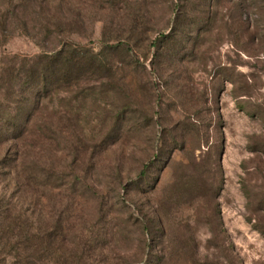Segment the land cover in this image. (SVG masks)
<instances>
[{"label": "rangeland", "instance_id": "obj_1", "mask_svg": "<svg viewBox=\"0 0 264 264\" xmlns=\"http://www.w3.org/2000/svg\"><path fill=\"white\" fill-rule=\"evenodd\" d=\"M69 6L82 22L68 37L103 50L114 78L131 80L129 131L101 143L127 100L105 91L111 77L81 108L76 87L61 89L25 139L28 162L57 178L54 195L41 184L20 194L3 163L6 142L0 199L41 226L50 211L67 220L64 249L85 253L80 264H264V0ZM21 16L8 41L0 34V68L61 44L56 33H37L32 9ZM163 33L175 37L166 47L157 42ZM54 111L52 138L42 118Z\"/></svg>", "mask_w": 264, "mask_h": 264}, {"label": "trees", "instance_id": "obj_2", "mask_svg": "<svg viewBox=\"0 0 264 264\" xmlns=\"http://www.w3.org/2000/svg\"><path fill=\"white\" fill-rule=\"evenodd\" d=\"M71 1L0 0V34L3 42L8 41L11 25L20 18L21 12L25 13L29 9L38 17L37 33H44L46 37L56 33L62 37L58 47L42 49L20 62L8 59L0 68V95H3L0 100V144L11 143L3 163L13 175L12 180L20 194L28 190L26 186L38 192V185L41 184L44 188L49 187L50 196H53L57 188L55 175L42 171L38 161L28 162L30 150L25 147V139L37 124L44 101H54L61 89L70 91L76 87L78 106L81 108L88 95L94 93L96 82L100 78L111 77L112 81L103 84L105 91L123 92L127 94V100L118 105L101 143L108 147L129 131L128 115L131 113L132 100L128 93L131 80L126 78L121 82L114 78V66L107 61L103 50L96 52L94 48L68 37L82 22L69 6ZM21 17L26 18L25 15ZM20 21V30L29 35L28 21ZM173 39L175 37L163 33L157 42L160 47H166ZM120 46L119 43L105 47L118 51ZM85 80H92L93 83ZM48 114L42 118V124L46 126L45 133L54 138L57 134V117L55 111ZM32 151L35 153L36 149ZM49 214V221L41 226L31 216L12 209L0 199V264L81 263L85 253L64 249L66 237L71 231L69 222L65 220L62 225V220H55L52 211ZM60 249H64V253Z\"/></svg>", "mask_w": 264, "mask_h": 264}]
</instances>
